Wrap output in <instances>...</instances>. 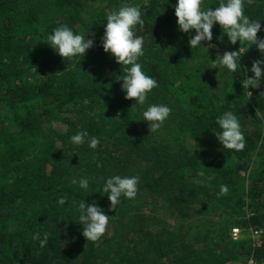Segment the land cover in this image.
Segmentation results:
<instances>
[{"label":"trees","instance_id":"obj_1","mask_svg":"<svg viewBox=\"0 0 264 264\" xmlns=\"http://www.w3.org/2000/svg\"><path fill=\"white\" fill-rule=\"evenodd\" d=\"M218 2L203 0L205 7ZM122 3L139 6L144 20L135 31L144 39L142 70L158 83L148 103L172 109L155 134L135 100L124 98L123 67L101 47L106 16ZM175 4L0 0V264H247L251 257L264 264V240L258 245L247 236L250 229L264 231V77L257 88L241 83L264 54L254 46L239 52L241 69L233 81L224 80L225 97L213 101L202 72L217 52L237 51L240 44H229L214 25L209 58L191 49L194 30H178ZM244 12L262 20L258 36L264 37V0H246ZM63 25L94 39L73 64L46 43ZM192 58L194 70L186 61ZM69 109L76 120L65 116ZM225 110L240 121L242 151L224 149L215 136ZM51 121L64 122L67 133L50 129ZM77 131L97 137V149L71 144ZM201 171L203 184L197 182ZM113 174L138 176L139 191L109 212L101 188ZM80 177L89 178L87 192L70 183ZM221 185L228 192L218 196ZM61 196L67 202L57 207ZM82 200L86 206L95 201L111 217L98 242L82 235ZM233 227L243 233L238 241ZM37 232L49 233L44 248L31 238Z\"/></svg>","mask_w":264,"mask_h":264},{"label":"clouds","instance_id":"obj_2","mask_svg":"<svg viewBox=\"0 0 264 264\" xmlns=\"http://www.w3.org/2000/svg\"><path fill=\"white\" fill-rule=\"evenodd\" d=\"M245 3L246 0H219L217 6L205 7L203 0H176L174 6L178 30L181 33H190V30H194L195 34L188 40L191 49L202 50L208 56L209 50L215 48L212 43L214 25L221 27L229 44L235 45L239 42L240 47L237 51H225L222 55L217 52V58L209 68L216 69V61H218L219 67L232 81L235 78L232 74L241 69L239 52H247L254 46L258 52L264 54V37L258 36V33L262 31L260 23L262 20L250 19L245 15ZM143 25L144 20L139 6L122 3L118 9L106 16L101 47L123 67L124 75L120 81H122L121 89L125 93L124 98L135 100V105L141 109V121L147 122L150 133L155 134L163 128L172 109L166 104L148 103V98L153 89L158 88V83L142 70V58L145 56L144 39L136 35L135 31L137 26L142 28ZM85 36L86 34L75 33L72 28L63 25L56 27L47 35L46 43L59 57L73 64L77 60L80 61L86 51L94 46V39H86ZM242 45L244 47H241ZM186 61L190 70L197 67V62L193 61V58ZM247 71H250L252 76H246L241 82L242 86L247 89L259 87L264 77V59L252 61L251 68L246 69L243 74ZM215 123L219 128L215 136L224 149L237 152L244 150V133L234 111H223L216 118ZM70 143L76 146L87 144L89 149L96 150L99 139L95 136L90 137L85 131H77L70 137ZM197 176L201 178L197 181L198 183H205L207 178L204 172H197ZM70 183L82 192L89 190L87 177L72 178ZM138 185L139 177L136 175L113 174L105 178L101 192L107 195L110 203L108 211L116 209L122 199H135L139 191ZM227 192L228 187L221 185L217 195L222 196ZM66 202L67 198L64 196L54 201L57 207H63ZM77 211L83 237L87 242H98L104 236L111 217L106 215L95 201L86 206L82 200L77 204ZM31 238L38 241L40 248H44L47 245L49 233H33ZM248 264H253L251 258Z\"/></svg>","mask_w":264,"mask_h":264},{"label":"rangeland","instance_id":"obj_3","mask_svg":"<svg viewBox=\"0 0 264 264\" xmlns=\"http://www.w3.org/2000/svg\"><path fill=\"white\" fill-rule=\"evenodd\" d=\"M202 45H203V42H202ZM216 65H217L216 69H209L210 67H212V65H211V66H208L202 72V78L206 82L205 84H206V87L208 89V96L213 101L221 100L222 98L225 97L226 90L229 91V89L226 88L225 84H224L225 83L224 80L227 79L225 71L219 67L218 61H216ZM65 116L68 117V119L70 118L73 120H76L78 117L77 112L73 113L71 111V109H69V111L65 113ZM3 121H5V118H4V115L1 113L0 114V122H3ZM4 125L7 126L8 123L5 122ZM50 129L54 130L56 133H60L61 135H63V134L65 135L67 133V125L64 124V122L51 121L50 122ZM60 142H61V140L58 139L57 145L61 144V146H62V143H60ZM201 236L202 235H200L198 237H201ZM247 236H249V231H247ZM242 237H243V233H242Z\"/></svg>","mask_w":264,"mask_h":264},{"label":"built area","instance_id":"obj_4","mask_svg":"<svg viewBox=\"0 0 264 264\" xmlns=\"http://www.w3.org/2000/svg\"><path fill=\"white\" fill-rule=\"evenodd\" d=\"M231 236L232 239L235 241H238L241 239L242 237V231L240 228L238 227H233L231 230ZM249 237L251 238V240L255 243V244H261L264 240V231L261 229H250L249 230ZM251 259L253 260V264H256V260L255 258L251 257ZM248 264V262H247Z\"/></svg>","mask_w":264,"mask_h":264}]
</instances>
